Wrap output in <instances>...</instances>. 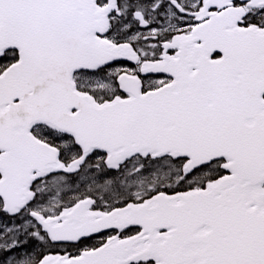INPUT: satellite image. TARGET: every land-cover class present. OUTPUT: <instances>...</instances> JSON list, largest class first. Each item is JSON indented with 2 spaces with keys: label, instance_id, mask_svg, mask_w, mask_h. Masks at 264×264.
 Masks as SVG:
<instances>
[{
  "label": "snow or ice",
  "instance_id": "1",
  "mask_svg": "<svg viewBox=\"0 0 264 264\" xmlns=\"http://www.w3.org/2000/svg\"><path fill=\"white\" fill-rule=\"evenodd\" d=\"M0 264H264V0H0Z\"/></svg>",
  "mask_w": 264,
  "mask_h": 264
}]
</instances>
